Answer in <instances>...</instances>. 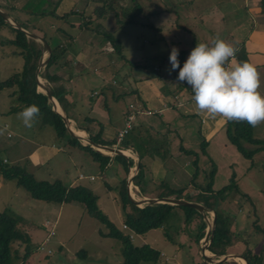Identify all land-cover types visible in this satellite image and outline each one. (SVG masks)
<instances>
[{
	"label": "crops",
	"instance_id": "crops-1",
	"mask_svg": "<svg viewBox=\"0 0 264 264\" xmlns=\"http://www.w3.org/2000/svg\"><path fill=\"white\" fill-rule=\"evenodd\" d=\"M7 1L16 5V7L26 2V0ZM35 1L36 0H33V3H35ZM40 1L43 5L51 4L49 2L53 4L56 2V0ZM115 1L119 2V0ZM140 1L139 4L143 10V14H140L138 17L142 16V27L147 28L149 31L152 30V32H149V35L148 33L141 35V40L143 45H147L151 48V52L146 54L144 58L136 61H129L128 58H125L123 47H121V56H119L114 52L113 48L107 43L104 37L95 33L93 30L87 28L74 29L73 25L80 21L81 17L87 18V11L89 8L86 0H60L54 7V13L60 15L66 12L67 16L64 20L56 19L54 24H49L47 31L48 46L49 41L53 40V46L58 47V49L55 50L57 58L52 68L56 70V73L60 76L57 83L63 86L65 91L64 98L66 102L64 107L69 116L68 122L71 130H74L78 137L89 138V136H97L100 140L112 142V145L105 146H114L115 132L123 126L126 113L134 108L151 110L152 113L150 114H135L131 129L122 139V141L128 142L127 148H120L125 151L123 156L120 155L123 161L114 158L113 153L99 151L109 155L106 165L103 168H99L97 162L93 161L90 156L80 149V147L70 142L69 138L72 136H70L67 131L60 137L55 136L52 128L42 123L40 117L37 118L40 124L38 125V130L34 133L35 135H24L20 130L15 131L16 129L13 133L9 130L8 123H0V127L4 132V134H0V149L10 150L11 163H8L9 165L23 168L37 180H59L65 186L80 184L88 187L92 191L94 188H98V184L95 185L94 182L99 180V184L102 185V193L103 191L108 193L110 205L116 207V211L121 216L119 223H123V219L118 198V190L120 182L123 180L126 194L128 195L129 191H131V187L130 190L127 188V184L129 185L128 170L131 165L137 164L138 166V163H140L143 166V176L140 180V185H133L134 194L140 198L156 197V194L161 191L159 186V181L161 180H163L169 188H179L183 186L181 185L182 183H189V179L192 173H194L191 165L195 158L193 154H184L181 149L193 150L191 147L199 148L201 141H205V148L211 138L220 130V125H223V119L220 117L212 119L208 117L207 114L198 113L192 99L193 95L180 91L176 94L174 101H172V98L169 96L168 100L164 99L159 88H161V84L165 83H168L172 87L173 81L171 79L169 81L167 80L169 76L171 78V65L165 67L166 76L162 77L160 76V67L162 65L160 61L156 62L155 65L148 64L150 59L158 58L157 55L159 52H156L154 48L155 42L164 39L163 36L158 34L160 27L153 24V17L156 18L158 14H168L176 19L177 13L174 8L182 4L183 1ZM219 1L222 5L230 6L229 9L231 13H235V11L240 12V17L237 19V22L246 23L245 29L239 34L235 29L236 25L233 27L232 31L227 30L225 32V41L231 43L238 49L235 60H230L228 62V67H234L238 62H249L256 66L261 79L259 91L261 95L264 96V13L260 12L257 0ZM200 12L201 13L197 16L207 33H211L212 31L215 33L223 32V18L225 13L219 11L215 2L210 1L204 10L200 9ZM95 21L99 23L98 20ZM35 29L39 34L41 33V28ZM45 29L47 30V28ZM104 30L108 31V29L105 28ZM55 36L57 40H54ZM59 41L60 44L57 43ZM195 42L196 40L193 38L192 43L189 44L193 47ZM50 49L51 47L49 46V50ZM191 50L192 49L181 47L179 52H184L187 59ZM47 54H49V52ZM161 56L165 57L167 54H162ZM42 57L41 59H43ZM125 61L129 62V69L126 68ZM162 61L170 64L168 59ZM63 64L65 65L63 66ZM90 72L95 75L97 84L93 86L85 85L87 89H84L86 93H83V87H77L76 84H79L82 78ZM12 88L10 94L13 93L11 96L14 97V88ZM140 104L145 108L141 107ZM129 105L131 106L129 107ZM57 106L60 109L58 103ZM10 111L13 112L12 109ZM60 112H62L61 109ZM43 125L49 127V130L53 134V136L51 135L52 137L49 136L50 134L47 133L48 131L44 129ZM75 126L77 128H75ZM75 130L82 132V136ZM6 133H9L10 136L6 137ZM251 134L253 138L264 140V123H262L259 129H257V126H251ZM254 134L263 135L257 136ZM12 138L15 139L14 142L6 141V139L10 140ZM75 139L80 145H85L87 143L86 141ZM90 147L92 146L90 145ZM115 147L118 148L117 145ZM60 156H64V159H60ZM2 161L3 163H7L9 160L8 158H3ZM64 162H67V165L64 164ZM188 165H190V168ZM123 166H126V169H124ZM54 169H57L61 175H56ZM179 177H184L185 179L179 182ZM3 180L6 179L2 178L0 175V183H2ZM93 193L99 196L94 191ZM28 197L30 198L29 195ZM114 197L117 198V201L114 200ZM48 203L49 202H46V204ZM75 203L76 202H69L66 204H68L69 207H75ZM63 205L62 203H57V210H61ZM175 211L180 212L177 208H175ZM116 226L119 228L120 224ZM229 229L231 230L232 228L230 227ZM105 231H102V233ZM136 236L132 238L133 242L137 238ZM139 240V244L144 243L143 239ZM114 241L120 245L118 249H120L119 252L121 255V244L116 239H114ZM180 243L181 242H173L172 244L177 248L176 245ZM192 243H194L193 239ZM56 244L57 249L61 251L63 249L62 242L57 241ZM263 246L264 245L260 246V243L259 245L255 243V245H252L251 250L254 253H258ZM179 248L180 247H178V249ZM263 250L264 248L262 251ZM79 252L81 253V258L85 259L87 251L84 249H76L72 252V255L75 256ZM208 253L210 252L208 251ZM163 254L164 253L159 250V259L162 258ZM210 255L217 256L212 253H210ZM231 259L234 261L236 258ZM32 263L34 262H31V264Z\"/></svg>",
	"mask_w": 264,
	"mask_h": 264
},
{
	"label": "rangeland",
	"instance_id": "rangeland-1",
	"mask_svg": "<svg viewBox=\"0 0 264 264\" xmlns=\"http://www.w3.org/2000/svg\"><path fill=\"white\" fill-rule=\"evenodd\" d=\"M180 1H183V3L175 6L174 8L177 13L176 19L173 18L172 15L168 14H158L159 16L157 15L156 18L153 17V24L160 27L158 34L163 36L164 39L159 41L157 40L155 42L154 48L156 52H159L157 55L158 58L150 59L148 64L155 65L156 62L160 61V63H162L160 67V76L162 77L166 76L165 67L170 66V64L162 61L163 57L161 55H170L171 49L173 47L177 49H181V47L185 49H193V47H195L198 43H206L211 45L213 39L217 36L225 40V32L227 30L232 31L235 25V29L237 30L238 34L245 29L246 25V23H240L239 21L237 22V19L240 17L239 11L231 13L229 9L230 6L222 5L219 0ZM210 1L215 2L219 11L225 13L223 18L224 28L223 32L221 31V33H215L214 31L207 33L204 29L205 27L201 24L197 16L201 13L200 9L204 10ZM136 2L140 3L141 1L136 0ZM49 3L51 4L43 5L41 4L40 0L39 3H37L36 0L34 5L36 6L38 4L36 7L37 11H41L42 9L52 11L54 4L52 2ZM34 5H32L31 9L35 8ZM87 5L89 8L87 11V18H90L89 13L92 11L93 5ZM117 5L118 7L131 6L129 0H119V2L115 4V8L118 9ZM21 6L16 7V5L11 4V2H8L7 0H0V10L6 12L11 18L15 17L16 21H19V23H22V25L27 28L25 29L26 31L37 34L38 36L41 35L40 37L48 39L47 31L49 24H54V22H56L55 17L52 16V14L49 15L48 13L39 15L38 12H34L35 14L29 15L23 10H17ZM26 9L29 10L30 7ZM138 19L139 21H142V16L138 17ZM98 22L105 29H108V33L119 41L121 47H123V54L125 55V58L129 59V61H136L138 59L144 58L146 54L151 52V48H149L147 45H143L141 35L147 33L149 35V32H152V30L149 31L147 28L142 27V25L139 23L118 26L115 23L112 15H107L104 18L98 19ZM95 23L96 21H92L90 24L92 25ZM35 28H41V33L39 34ZM45 28H47V30ZM74 29L76 30V27H74ZM13 37L14 30L6 23H1L0 80H4L12 73L18 72L22 65V57L18 53V49L6 42ZM193 38H195L196 42L192 47L189 43H192ZM54 40H57L56 36L54 37ZM52 41L53 40L49 41V46L51 49L53 48ZM57 43L60 44V41ZM46 54V52L43 53L42 60L46 59ZM125 66L127 69H129L130 66L128 61L126 62ZM49 72L56 73V70H53V68L50 67ZM170 75L172 78L171 80L174 82V79L177 78V75H175V73L172 74V72ZM38 80L45 87V79L38 76ZM167 80H170V76ZM96 84L97 81L95 75L90 72L88 75L82 78L79 84L76 85L77 87L82 86V90H84L87 89L85 85L93 86ZM13 88L15 92L16 88ZM10 90L11 87L2 88L0 90V123H8L9 130L13 133L16 129L15 131L20 130L22 133H24V135L34 134L38 130V125L40 122L37 121L31 129H26L23 126L22 121L18 119V113H20L21 110L18 108L16 109V106L19 105V103H17L15 100L16 93H14V99V97L11 96L13 93L10 94ZM36 90L44 92L42 88L37 86ZM83 93H86L85 90ZM12 108L13 112L10 111ZM58 111L60 112L59 108ZM261 125L262 123L257 126V129H259ZM43 127L48 131L47 133L50 134L49 136L52 137L53 134L49 130V127L47 125H43ZM0 130L1 133L4 134L1 127ZM254 135L258 136L263 134ZM13 139L14 138L10 140L6 139V141L14 142L15 139ZM242 145L246 150L254 148V146L247 143H242ZM191 148L196 152L195 156H197V161L195 163L196 165H193V163L191 165L193 172L197 173L198 171V174L193 178V182L195 184H192L196 187V189H192L193 191H190L189 189L192 188L191 184L188 182H186V184L182 183L181 185H183L182 187H184V190L178 199L185 200L184 198H186V194L188 193L189 200L186 201H191L198 204L204 203L205 200L209 201L207 196L214 194L215 190H217L222 185L227 184L230 174L233 173L237 189H230L228 192H226V195L222 197V200L219 201L218 208L225 216V221L228 225V228H232L231 230L235 235H237L241 243L246 240L251 246L255 245V243L257 245L260 243V246H262L264 242V150L256 151L250 159L244 158L227 140L223 125H220V130L207 143V146L204 148L205 154H201L199 148L197 147ZM0 158L1 160L3 158H8L9 161L6 164L9 165L8 163H11L10 150L0 149ZM60 159L63 160L64 156H60ZM64 164L67 165V162H64ZM188 166L190 168V165ZM130 168L128 170V177H130L133 173L132 166ZM54 170L56 175H61L57 169ZM210 172H212V179L209 189L207 190L205 186L208 182V174ZM179 178V182H181L182 179H185L184 177ZM99 182V180L94 182L95 185L98 184V188L93 189V191L99 195L96 196V200L98 197L96 205L98 209H100L115 225L119 226L120 224V228L122 224V222L119 223L121 216L116 211L117 208L110 205V201H108V193H106V191H103L102 193V185L99 184ZM130 187L132 192L129 191V196L133 199H142L134 194L135 191L133 184H127L128 190H130ZM110 191L113 192L112 190ZM30 198L28 197L26 191L22 187L16 186L12 180H3L2 183H0V212L3 210H10L11 212L20 216L21 220L16 225V227L19 230L25 232L29 238L27 243L29 253L24 260V264H31V262H34L35 264L121 263L122 257L119 252L120 249H118V246L120 245L117 244L114 239L102 238L99 235V232L106 230L105 226L87 215L80 204L75 203V207H69L68 204H66L69 202L62 203L64 204L63 208L58 211L57 203L49 202L46 204L44 201ZM114 200L117 201V198L114 197ZM177 213L181 217V213L178 211ZM211 216L212 212L210 209H207L205 216H202V218L204 221L210 222ZM172 221L175 222L177 220L173 219ZM178 224L182 225V222L179 221ZM196 224L197 221H193L192 223H189V226H186L187 229L182 227L183 230L179 229L178 231L176 227L168 229L166 234L169 238L164 235L162 229H151L144 232L143 234H139L137 236L135 235L137 238L135 239L134 243L139 244V239H143L144 243H147L151 247L159 249L164 253L162 258H160L154 264H205L201 258V249L204 246L203 236L197 241L196 244L192 243ZM205 229L206 226L204 228V232ZM122 230L127 232L125 229ZM48 232H52V235L48 236L43 250H37L36 247L47 236ZM57 241L62 242L63 249L61 251L57 249ZM173 242L181 243L177 244L176 248L172 244ZM178 247L180 248L178 249ZM243 247L244 246L242 244L234 245L232 250L242 251ZM23 249L24 244L22 243L15 241L10 243L11 254H13L14 250H16L18 256H20L23 252ZM46 249H49L50 253L46 254ZM76 249L86 250V258L82 259L80 252L73 256L72 252ZM205 255L211 257L213 261L221 258V256H211L208 251L205 252ZM261 257L263 259H261V264H264V250L261 253ZM227 260L218 264H233L231 258ZM234 262L235 264H241L238 258L234 259ZM18 263L19 258L17 260H12L11 262V264ZM140 264L152 263L141 262Z\"/></svg>",
	"mask_w": 264,
	"mask_h": 264
},
{
	"label": "trees",
	"instance_id": "trees-1",
	"mask_svg": "<svg viewBox=\"0 0 264 264\" xmlns=\"http://www.w3.org/2000/svg\"><path fill=\"white\" fill-rule=\"evenodd\" d=\"M59 1L60 0H56L53 5L52 11H47L46 9L37 11L36 7L38 4L35 6L33 0H26V2L22 4V6L17 10H23L29 15L35 14L34 12H38L39 15L48 13L49 15L52 14L55 19L64 20V18L67 16L66 12H63L60 15L54 13V7L58 4ZM86 1L88 4L93 5V9L89 13L90 18L81 17L80 22L73 25V27H76L77 29L87 28L94 30L97 34L102 35L106 39L107 43L113 48L114 52L121 56V46L118 40H116L111 34H109L107 30L105 31L99 23L96 22V24L92 25L90 23L92 21L104 18L107 15H112L115 23L118 26L138 23L142 25V21H139V19L137 18L140 14H143V10L140 4L136 2V0H130L131 6L118 7L117 5V9L115 8V4H117L115 0ZM37 3H39L38 0ZM257 3L260 12L264 13V0H257ZM32 5H34L35 8L31 9ZM28 7H30L29 10L26 9ZM12 19L19 25L20 28L24 30L27 29L22 25V23L16 21L15 17H12ZM1 23H6L14 30V37L10 40H7L6 42L18 49V53L22 57V65L18 72L12 73L4 80H0V90L2 88L15 87L16 90L14 93H16V101L17 103H19V105L16 106V109L18 108L19 110H23L26 106H29L31 104L37 105L40 108L41 113L39 116L40 121L44 124L49 125L52 128L54 135L60 137L66 131L63 121L61 120L59 114L51 109V103L48 101L45 93L36 90L34 70L41 55L40 42L26 36L20 29L14 28L10 24L2 20V18L0 17V24ZM44 40L47 42V39ZM56 49H58V47L53 46V48L49 50V54L45 56L46 61L38 71V76L45 79V87L58 103L60 109L62 110V113L65 114L68 118L69 116L64 107L66 102V99L64 98L65 91L63 86L57 83L60 76L57 73L49 72L50 67L55 64V59L57 58V54L55 51ZM168 58L169 55L163 57V60ZM178 60L180 62V66L182 67L184 62L186 61L184 52H179ZM64 65L65 64H63V66ZM178 72L179 69H176L172 71V74L175 73V75H177L178 77ZM159 91L163 95L164 99L168 100L169 96L170 98H172V101H174L176 94H178L180 91H183L184 93L189 95H194L191 92L190 86H188L185 82L178 81L177 78L174 79L172 87L168 83L161 84V88H159ZM140 106L143 107L141 104ZM223 126L225 129L227 140L244 158L250 159L256 151L264 150V140L252 137L251 126L247 124V122H231L225 121L223 119ZM75 128L77 127L75 126ZM69 139L71 143L80 147V149H82L83 152L90 156L93 161L97 162L99 168H103L106 165L109 159L108 154L99 152L98 150L90 147L89 144L80 145L78 141L73 137ZM89 139L95 144L112 145V142L100 140L97 136H89ZM242 143L252 145L254 146V148L246 150L243 147ZM199 145L200 153L205 154V141H201ZM117 146L118 148L125 149L128 147V142L121 141L119 144H117ZM181 151L184 154L195 155L196 153L194 150H186L183 148L181 149ZM113 157L122 160V157L119 154H114ZM194 157L195 158L192 163L193 165H196L195 163L197 161V156ZM123 167L124 169H126V166ZM195 173L196 172L192 173L189 179V184H191L192 186V188L189 189L190 191L192 189H196V187L192 185L195 184L193 182V178L197 174ZM211 174L212 172L208 174V182L205 186L207 190L209 189V185L212 179ZM0 175L6 180H13L17 186L22 187L26 191V193L33 199L52 203L76 202L80 204L87 215L105 226L106 231L103 233L99 232L100 236L114 238L119 241V243L121 244L122 255V261L120 264H140L141 262L154 264L159 260V250L151 247L147 243L135 244L132 241V238L135 237L136 234H143L144 232L151 229H162L164 235L168 237V235L166 234V231L168 229L176 227L177 231L179 229L183 230L182 227L186 228V226H189V223L197 221L195 232L193 234V241L194 243H196L198 239L203 236L204 228L206 226L202 215L193 208L187 206H175L160 202L145 204L141 207L134 205L128 199L125 183L122 180L120 182V187L118 190V198L121 205L123 224H125L134 233L133 237L130 239L128 237V233L123 232L121 228H118L112 221L107 218V216L103 212H101L100 209H98L96 205V195L91 189L84 185L78 184L74 186H65L59 180H37L23 168L3 163L1 158ZM142 176L143 166L142 164L138 163L136 173L131 178L132 184L134 186H139ZM159 186L161 188V191L156 194V197L173 196L174 198L178 199L180 198V194L184 190V187L182 186L176 189L169 188V186L163 180L159 181ZM230 189H237L233 173L230 174L227 184L222 185L217 190H215L214 194L207 196V198H209V201L205 200L204 203H202L204 206H206L210 210H213L214 212V222L212 229L209 231L210 242L208 244L207 250L217 256H223L227 253H235L244 258L247 264H261L262 261L260 252L262 251L264 246L261 247L258 253H254L251 250L252 246L249 245L246 240L241 243L234 232L228 228V225L225 221V216L218 208L219 201L222 200V197H224L226 192H228ZM184 199L189 200L188 193L186 194V198ZM175 208L180 210L181 217L179 216L177 211H175ZM173 219H176L177 221L174 222L172 221ZM20 220V216L16 215L10 210H3L2 212H0V264H11L12 260H17L18 258V264H24V260L29 253L27 247L29 238L25 232L19 230L16 227ZM179 221L182 222V225L178 224ZM12 241L24 244V249L20 256H18L16 250H14V253L11 254L10 243ZM240 244L244 246L242 251L232 250L234 245ZM232 262L235 264L234 261Z\"/></svg>",
	"mask_w": 264,
	"mask_h": 264
},
{
	"label": "clouds",
	"instance_id": "clouds-1",
	"mask_svg": "<svg viewBox=\"0 0 264 264\" xmlns=\"http://www.w3.org/2000/svg\"><path fill=\"white\" fill-rule=\"evenodd\" d=\"M237 52L236 47L217 36L211 45L196 44L181 67L179 49L173 47L168 58L170 71L179 69L177 79L190 86L198 113L207 114L212 119L220 117L225 121L247 122L256 127L264 123L260 73L249 62L228 67ZM40 114V108L31 104L18 113V119L26 129H31Z\"/></svg>",
	"mask_w": 264,
	"mask_h": 264
},
{
	"label": "water",
	"instance_id": "water-1",
	"mask_svg": "<svg viewBox=\"0 0 264 264\" xmlns=\"http://www.w3.org/2000/svg\"><path fill=\"white\" fill-rule=\"evenodd\" d=\"M0 17L2 18V20H4L5 22H7L8 24L12 25L14 28H18L20 29L26 36L33 38L34 40H37L40 42L41 44V55L38 59L36 68L34 70V79L36 82V86L39 88H42L44 90L45 95L47 96L48 101L51 103V109L53 111H55L56 113L59 114L61 120L64 123L65 129L66 131L70 134V136L75 137L77 139H80L81 141H86L88 144H90L92 147H95L98 151H104L106 153H113V154H119V155H124V150L120 149V148H115L113 146H105V145H98L95 144L94 142H92L89 138H83V137H78L76 135H74L73 131L70 128L69 122H68V118L65 114H63L62 112H59L56 108V100L51 96V94L49 93V91L47 90V88H45L43 86V84H41L38 80V71L41 65L44 64L45 60H42V54L44 52L48 53L49 52V46L47 44V42L40 36H38L37 34H34L32 32H28L22 28L19 27V25L4 11L0 10ZM56 103V104H55ZM102 152V153H104ZM131 165V164H130ZM132 169H133V173L131 174V176L128 179V183H131V178L133 177V175L136 173L137 170V164L131 165ZM128 199L136 206H141V205H145V204H150V203H156V202H160V203H167L170 205H175V206H187L190 208H193L194 210H196L197 212H199L203 217L205 216V213L207 211V207L202 205V204H198V203H194L191 201H186V200H182V199H177L174 197H145L142 199H133L132 197L129 196V194L127 195ZM212 212V216H211V220L210 222L205 221L206 223V229L203 235V240H204V246L201 249V258L203 259V262L205 264H217L220 262H223L229 258H240L244 261V264H247L246 260L244 258H242L241 256L237 255V254H233V253H227L224 254L223 256H221L220 259L217 260H212L211 257L206 256L205 252H207V247L208 244L210 242V236H209V231L212 229L213 227V222H214V212L213 210H210Z\"/></svg>",
	"mask_w": 264,
	"mask_h": 264
},
{
	"label": "built area",
	"instance_id": "built-area-1",
	"mask_svg": "<svg viewBox=\"0 0 264 264\" xmlns=\"http://www.w3.org/2000/svg\"><path fill=\"white\" fill-rule=\"evenodd\" d=\"M131 105H129L130 107ZM156 112V111H154ZM136 113H144V114H150L152 113L151 110H140L137 108H134L133 110H130L128 113L125 114L124 116V123L123 126L119 129L116 130L115 135H114V146H116L117 144H119L122 139L124 138V136L126 135V133L129 131L130 127H131V122L135 117ZM6 136H9L8 133L5 134ZM80 177V175H79ZM92 178V177H90ZM121 228L125 229L128 233V237L131 239L134 235V233L125 225V224H121ZM49 235H52V232H48L47 236L40 242V244L36 247L37 250L42 251L43 247L45 245V242L47 241V238ZM46 253H49V250H45Z\"/></svg>",
	"mask_w": 264,
	"mask_h": 264
},
{
	"label": "bare ground",
	"instance_id": "bare-ground-1",
	"mask_svg": "<svg viewBox=\"0 0 264 264\" xmlns=\"http://www.w3.org/2000/svg\"><path fill=\"white\" fill-rule=\"evenodd\" d=\"M56 102V101H55ZM57 103V102H56ZM55 103V104H56ZM56 108H57V110H58V106H57V104H56ZM80 136H82V133L80 132V131H78V130H75ZM73 133H74V135H76V133L74 132V130H73ZM77 136V135H76ZM84 138V137H83ZM95 148V147H94ZM125 152V151H124ZM132 196V195H131ZM210 254V253H209ZM238 260H240L241 261V264H244V261L242 260V259H240V258H238ZM239 261V262H240Z\"/></svg>",
	"mask_w": 264,
	"mask_h": 264
}]
</instances>
